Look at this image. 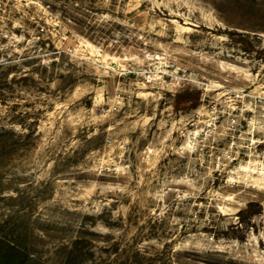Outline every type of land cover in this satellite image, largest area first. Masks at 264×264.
Segmentation results:
<instances>
[{
    "label": "rangeland",
    "instance_id": "rangeland-1",
    "mask_svg": "<svg viewBox=\"0 0 264 264\" xmlns=\"http://www.w3.org/2000/svg\"><path fill=\"white\" fill-rule=\"evenodd\" d=\"M0 264H264V0H0Z\"/></svg>",
    "mask_w": 264,
    "mask_h": 264
}]
</instances>
